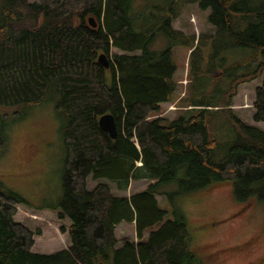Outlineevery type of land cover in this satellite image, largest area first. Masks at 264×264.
Instances as JSON below:
<instances>
[{
	"label": "trees",
	"instance_id": "1",
	"mask_svg": "<svg viewBox=\"0 0 264 264\" xmlns=\"http://www.w3.org/2000/svg\"><path fill=\"white\" fill-rule=\"evenodd\" d=\"M192 1L209 10L208 21L215 27L197 43L172 26ZM132 4L0 0V105L33 106L50 92L59 97L56 107L65 117L63 193L47 206L71 221L69 249L33 252L35 232L13 218L17 205L27 201L6 191L0 180V264H205L183 218L169 219L143 238L167 213L157 197L159 186L176 179L181 192H191L229 182L237 198L248 200L245 207L264 200V131L228 108L239 84L263 76L253 117L264 120V0H170L168 9L157 8L153 21L173 40L160 52L150 48L155 31L134 29V17L138 21L146 10L134 11ZM91 16L96 27L89 23ZM176 44L193 48L189 73L196 78L205 80L220 67L221 87L208 100L198 98L193 84L194 107L168 119L156 115L162 103L175 98ZM112 47L125 52L110 55ZM237 48L251 51L228 62L223 54ZM104 52L109 67L98 60ZM106 113L116 118L115 138L100 126ZM218 113L233 135L222 159L216 158L221 144L212 132ZM5 141L1 125L0 152ZM181 170L185 173L179 177ZM89 176L111 180L119 189L128 188L131 180L150 183L126 197L114 194L106 182L89 190ZM122 221L135 222L140 241L128 238L117 246L116 226Z\"/></svg>",
	"mask_w": 264,
	"mask_h": 264
},
{
	"label": "rangeland",
	"instance_id": "2",
	"mask_svg": "<svg viewBox=\"0 0 264 264\" xmlns=\"http://www.w3.org/2000/svg\"><path fill=\"white\" fill-rule=\"evenodd\" d=\"M169 4L170 0H133L132 4L134 11L146 10L138 21L134 17V29L145 32L148 27L147 29L155 31L150 48L158 52L164 51L173 42L162 30L158 31L159 25L153 26L157 8L168 9ZM208 14L209 10L201 9L198 2H188L181 8V13L172 22V26L197 43L200 36L204 35L206 39L215 32V27L208 21ZM191 51L186 44L173 46L172 59L176 65L174 78L177 82L175 98L173 102L162 103L156 116L173 119L182 111L193 108V84L198 90V98L205 96L208 100H214L216 89L221 87V80L217 78L221 76L218 72L222 69L217 68L205 80L200 76L196 78L197 75L191 69ZM244 51L251 50L237 48L228 51L231 52L230 55L228 52L223 55L231 62L230 58L234 60L238 54L243 55ZM123 52L125 51L112 47L110 55ZM189 69L192 70L191 74ZM262 80L263 76L239 84L237 95L228 108L243 122L264 131V120L256 121L253 117L256 89L261 86ZM195 92L197 93L196 90ZM58 99L54 92H50L47 100L33 106H24L22 103L14 106L0 105V126H4L6 135L5 147L0 152V180L6 191L18 193L27 201L17 205V213L13 218L35 232L31 250L40 253H53L68 248L71 243V221L60 218L57 211L47 206L56 204L63 193L66 149L62 129L65 117L56 107ZM215 116L212 132L221 144L216 158L222 159L227 155V147L233 135L223 114L218 113ZM184 173L181 170L179 177ZM98 182L108 183L112 192L118 196L130 197L133 193L145 190L150 181L131 180L128 188L119 189L111 180H95L89 176L87 188L92 189ZM159 192L162 193L157 194L160 205L167 213L163 221L145 230L144 239L167 220L183 218L190 231L191 245L197 248L205 264H247L257 257H264V200H255L239 213L248 204V200L237 198L234 186L229 182L215 184L210 189L181 192L180 182L175 179L162 183ZM116 234L119 239L117 246L122 245L128 238L138 240L135 222L122 221L116 226ZM251 238H254L255 244L246 245L245 241Z\"/></svg>",
	"mask_w": 264,
	"mask_h": 264
},
{
	"label": "water",
	"instance_id": "3",
	"mask_svg": "<svg viewBox=\"0 0 264 264\" xmlns=\"http://www.w3.org/2000/svg\"><path fill=\"white\" fill-rule=\"evenodd\" d=\"M89 23L93 27L97 26L96 19L93 16L89 17ZM98 60L102 63L104 67H109L110 63L108 61V58L105 52L99 55ZM99 122H100L101 128L107 131L112 138L117 137V134H118L117 122L113 114L111 113L104 114L100 118ZM67 249H69V247ZM100 264H105V263L101 262Z\"/></svg>",
	"mask_w": 264,
	"mask_h": 264
},
{
	"label": "flooded vegetation",
	"instance_id": "4",
	"mask_svg": "<svg viewBox=\"0 0 264 264\" xmlns=\"http://www.w3.org/2000/svg\"><path fill=\"white\" fill-rule=\"evenodd\" d=\"M247 209V207H243L241 210H240V212L239 213H241V212H243L244 210H246ZM254 240V238H251V239H248L247 241H245V244L247 245V244H252V243H254L255 244V241H253ZM263 256H260V257H257L254 261H251V262H249V263H247V264H263ZM254 262V263H253Z\"/></svg>",
	"mask_w": 264,
	"mask_h": 264
},
{
	"label": "crops",
	"instance_id": "5",
	"mask_svg": "<svg viewBox=\"0 0 264 264\" xmlns=\"http://www.w3.org/2000/svg\"><path fill=\"white\" fill-rule=\"evenodd\" d=\"M141 180H148V179H141ZM148 181H150V180H148ZM149 183H150V182H149ZM149 183H148V184H149Z\"/></svg>",
	"mask_w": 264,
	"mask_h": 264
}]
</instances>
